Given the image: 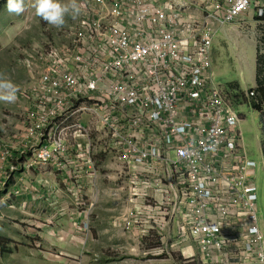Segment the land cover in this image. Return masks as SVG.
Segmentation results:
<instances>
[{"label": "built area", "instance_id": "built-area-1", "mask_svg": "<svg viewBox=\"0 0 264 264\" xmlns=\"http://www.w3.org/2000/svg\"><path fill=\"white\" fill-rule=\"evenodd\" d=\"M78 3L81 13L62 31L65 45L27 53L36 81L23 93L24 141L35 145L16 149L28 155L20 163L10 142H0V189L11 172L20 169L25 179L38 165L91 170L102 152L122 180L127 175L130 196L146 200L138 211L154 229L171 245L190 242L196 255L181 253L184 260L264 264L257 164L242 145L238 106L211 70L218 27L247 16L258 23L264 0ZM254 96L253 88L245 92ZM82 176L74 175L75 196ZM80 210L70 214L78 232H88ZM115 222L131 231L140 217L131 212Z\"/></svg>", "mask_w": 264, "mask_h": 264}, {"label": "rangeland", "instance_id": "rangeland-1", "mask_svg": "<svg viewBox=\"0 0 264 264\" xmlns=\"http://www.w3.org/2000/svg\"><path fill=\"white\" fill-rule=\"evenodd\" d=\"M24 4L25 11L15 15L7 11V0H0V80L11 82L17 89L14 102L0 100V142L10 135L9 145L13 152L26 143L23 124L27 103L23 93L36 81L35 69L26 64L27 53L36 50L42 53L50 45H65L68 40L62 31L75 22V17L70 15L62 27L56 28L36 15L34 0H24ZM258 25L247 16L232 25L218 27L213 40L211 66L220 88L230 85L229 88L238 93L234 98L228 88L238 106L237 112L244 119L239 126L242 144L248 156L254 159L260 158L257 139L263 138V134L259 131V113L250 108L245 92L255 87L256 39L261 35ZM226 35L230 39H224ZM261 114L264 124V108ZM5 169L1 172L2 178L8 173ZM101 174L98 189L91 196L84 191L80 196H74L73 191L65 190L69 210L81 208L84 212L89 211V231L74 232L71 233L74 236L68 237L77 245L74 252L54 246L47 235L54 236L35 226L42 222L41 219L38 222L41 213H37L36 207L28 208L26 213H16L0 206V264H192L181 254L196 255L188 240L171 245L166 233H158L153 221H149L146 214H140L141 210H136V206L145 205L146 200L127 195L125 182L105 178L104 175L113 174L107 167H101ZM255 184L258 197L261 191L264 192V176L259 175L258 170ZM131 212L140 217V222L135 229L124 231L118 227L116 218ZM21 221H25L24 224Z\"/></svg>", "mask_w": 264, "mask_h": 264}, {"label": "crops", "instance_id": "crops-1", "mask_svg": "<svg viewBox=\"0 0 264 264\" xmlns=\"http://www.w3.org/2000/svg\"><path fill=\"white\" fill-rule=\"evenodd\" d=\"M250 17V16H248ZM226 37V38H225ZM224 39H230L229 35H226ZM256 51V49H255ZM255 62V58H254ZM216 73V71H214ZM214 73V74H215ZM213 74V73H212ZM216 75V74H215ZM227 87V86H226ZM245 105V104H244ZM25 113V111H24ZM244 122V119L240 120L239 126ZM260 131V127H259ZM261 132V131H260ZM7 135V134H6ZM261 136V135H260ZM11 137L8 135L5 138H2V141H10ZM34 143V142H33ZM258 147L260 149V158H252L257 164V168L255 169V178H256V170H258L259 175L264 176V153L262 151V137L257 139ZM1 144V143H0ZM24 146L18 147L17 150L26 151L27 149H31L34 145L31 142H26L23 144ZM243 145V144H242ZM244 148V146H243ZM247 153V152H246ZM248 155V154H247ZM101 167H107L109 170L113 171V174L104 175L108 180L115 179L125 182L126 191L125 193L130 195L128 190V177L125 175L123 180L120 178L119 174V166L115 161L111 158V155L99 152L94 157V162L92 165V169L90 170L86 164H70L64 174L56 169L55 166L50 165H38L33 169L31 175L27 178H23L22 172L19 169L18 171L12 173L9 178L5 180V185L0 189V206L11 210L12 212H21L26 213L28 208H32L33 206L37 208V213L41 215L37 218L38 222L41 219L42 222L40 224H35L37 227H41L44 229V232H49L54 237H49L54 246L60 248H67L70 252H74V248H76V243L74 240L68 239L70 236H74V232H78L74 225V217L70 214L72 210H69V204L66 202L65 198V190L73 191L75 196V189L78 183V180L74 177V175L78 171L86 172V176L81 177V184L83 187L84 193L89 194L98 189L97 185L100 183V178L103 177L101 174ZM104 182H107L104 179ZM102 183V180H101ZM257 189V188H256ZM101 191H105L104 188L101 187ZM261 190V187H260ZM18 193V194H17ZM99 197V192H98ZM129 198V197H128ZM258 201V225L261 232L263 249H264V192L261 191L257 197ZM143 205L138 204L136 206V210L141 209ZM81 211V218L79 215L78 221H82L84 218L89 219V211L86 209V212ZM84 215H83V213ZM11 212V213H12ZM54 217L59 219V222L52 220ZM90 221V220H89ZM25 221H21L20 223L24 224ZM15 227H18L17 225ZM83 232V231H82ZM85 233V232H83Z\"/></svg>", "mask_w": 264, "mask_h": 264}, {"label": "clouds", "instance_id": "clouds-1", "mask_svg": "<svg viewBox=\"0 0 264 264\" xmlns=\"http://www.w3.org/2000/svg\"><path fill=\"white\" fill-rule=\"evenodd\" d=\"M7 11L20 15L25 11L24 0H7ZM33 7L37 16L48 24L60 28L66 22L67 16H78L82 8L78 0H34ZM17 89L11 82L0 80V100L14 102Z\"/></svg>", "mask_w": 264, "mask_h": 264}, {"label": "trees", "instance_id": "trees-1", "mask_svg": "<svg viewBox=\"0 0 264 264\" xmlns=\"http://www.w3.org/2000/svg\"><path fill=\"white\" fill-rule=\"evenodd\" d=\"M256 21H259V25L257 27L259 33L261 34L256 39V51H255V62H254V82L255 87H253L255 91V96L247 99L248 105H250V108L259 113V121L261 123L260 125V131L263 134L262 138V151L264 153V124L262 123L263 116L261 114L262 109L264 108V17L261 19H256ZM230 85H228L229 88ZM229 90L234 94V98H236L237 94L234 88H229ZM250 102V103H249ZM15 157L18 159V162L22 163L25 158H27V153L25 154H19V152H16Z\"/></svg>", "mask_w": 264, "mask_h": 264}]
</instances>
